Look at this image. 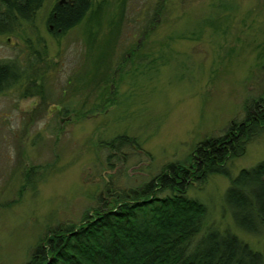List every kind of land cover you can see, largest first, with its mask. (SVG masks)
<instances>
[{
    "label": "rangeland",
    "instance_id": "1",
    "mask_svg": "<svg viewBox=\"0 0 264 264\" xmlns=\"http://www.w3.org/2000/svg\"><path fill=\"white\" fill-rule=\"evenodd\" d=\"M59 1L0 36V57L27 61L48 90L0 94V264H28L52 230L169 165H199L205 141L264 111V0H93L58 36ZM121 135L135 142L103 144ZM262 161L264 133L226 167L236 178ZM230 186L209 175L190 188L208 210L202 234L230 232L263 254L264 230L240 229L226 204Z\"/></svg>",
    "mask_w": 264,
    "mask_h": 264
},
{
    "label": "trees",
    "instance_id": "2",
    "mask_svg": "<svg viewBox=\"0 0 264 264\" xmlns=\"http://www.w3.org/2000/svg\"><path fill=\"white\" fill-rule=\"evenodd\" d=\"M44 1L0 0V5L8 7H0V35L10 33L21 20L30 22ZM92 9L93 0L57 6L49 21L55 26L52 33L59 36L76 27ZM36 55L40 60L42 54L36 51ZM20 63L0 61V94L16 87L22 97L45 100L48 90L36 79L37 71L30 75L31 70L22 71ZM261 133L264 111L249 112L245 121L232 124L228 136L203 143L199 148L202 163L169 165L113 203L103 201L94 214L87 211L82 223L52 230L28 264H264V253L253 251L230 232L210 229L202 234L207 207L188 195L194 182H205L209 175L229 178L225 199L236 224L243 231L260 234L264 230V161L241 170L236 178L226 165L243 155L247 144ZM134 142L121 135L103 144L120 150Z\"/></svg>",
    "mask_w": 264,
    "mask_h": 264
},
{
    "label": "flooded vegetation",
    "instance_id": "3",
    "mask_svg": "<svg viewBox=\"0 0 264 264\" xmlns=\"http://www.w3.org/2000/svg\"><path fill=\"white\" fill-rule=\"evenodd\" d=\"M6 1H9V0H6ZM75 2H76V0H60L57 4H56V6L54 7V9L57 7V6H60V7H66L67 5H69V4H71L72 6H74L75 5ZM0 7L1 8H8L7 6L5 7V5H0ZM54 9L52 10V13H53V11H54ZM54 17H56V13H54ZM20 22H26L25 20H21ZM50 28L51 29H55V26L52 24L51 26H50ZM11 30V29H10ZM10 32H13V31H10ZM1 35H4V34H1ZM0 35V36H1ZM27 59V58H26ZM0 61H15L14 59H12V57H9V59H5V58H1L0 59ZM22 68H21V70L22 71H27L28 70V65H27V61H26V63H25V65L24 64H22V66H21Z\"/></svg>",
    "mask_w": 264,
    "mask_h": 264
}]
</instances>
